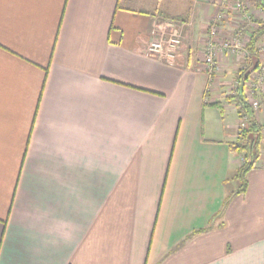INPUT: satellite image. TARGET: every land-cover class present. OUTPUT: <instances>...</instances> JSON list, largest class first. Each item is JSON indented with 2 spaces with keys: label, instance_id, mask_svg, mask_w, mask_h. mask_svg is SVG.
I'll list each match as a JSON object with an SVG mask.
<instances>
[{
  "label": "crops",
  "instance_id": "1",
  "mask_svg": "<svg viewBox=\"0 0 264 264\" xmlns=\"http://www.w3.org/2000/svg\"><path fill=\"white\" fill-rule=\"evenodd\" d=\"M237 1L0 0V264H264L234 150L264 0ZM176 32V64L147 53Z\"/></svg>",
  "mask_w": 264,
  "mask_h": 264
},
{
  "label": "built area",
  "instance_id": "2",
  "mask_svg": "<svg viewBox=\"0 0 264 264\" xmlns=\"http://www.w3.org/2000/svg\"><path fill=\"white\" fill-rule=\"evenodd\" d=\"M245 8V3L238 0L235 5V9L238 12H242ZM224 13L220 12L216 18L215 22L222 21ZM259 20L255 18H250L251 23L255 29H258L261 26L260 22H264V9H261L258 16ZM211 32L214 35L218 33L216 26H213ZM258 43V42H257ZM256 43V50L261 56V64L257 72L253 73L251 77L245 81L244 84V96L247 99L250 107L254 112L255 119L261 124L262 130V143L260 146V156L256 163V166L264 169V42L262 44ZM183 45L182 38L179 33L165 34L161 38H157L152 41L147 47V53L151 56H155L160 60H163L170 64H176L179 56V51ZM244 45L242 43V33L238 34L235 38L231 40H226L221 44L217 45L211 41L208 45L207 54H206V65L209 74H214L217 66L216 57L219 53L226 52L227 54L242 57L247 55L244 51ZM236 93H234L235 95ZM240 121L238 125V135L248 126V118L246 116H239ZM241 162H244L243 156H240Z\"/></svg>",
  "mask_w": 264,
  "mask_h": 264
},
{
  "label": "trees",
  "instance_id": "3",
  "mask_svg": "<svg viewBox=\"0 0 264 264\" xmlns=\"http://www.w3.org/2000/svg\"><path fill=\"white\" fill-rule=\"evenodd\" d=\"M188 17V16H187ZM186 17L174 18V21L181 22L184 21ZM261 26L257 29L255 34L252 36L251 40V51H253L254 46L260 40L262 36H264V22H260ZM252 74L247 75L246 77H240V79L244 78V81L248 80ZM238 107V114L241 117L246 116L248 118V126L238 135V141L234 146V150L244 158V162L242 166L239 168V172L237 174V178L240 182L243 183L244 188L243 191L247 188V175L248 173L255 167L259 156H260V146L262 143V126L255 119L254 112L250 107L247 99L244 94H240L239 96H235Z\"/></svg>",
  "mask_w": 264,
  "mask_h": 264
},
{
  "label": "rangeland",
  "instance_id": "4",
  "mask_svg": "<svg viewBox=\"0 0 264 264\" xmlns=\"http://www.w3.org/2000/svg\"><path fill=\"white\" fill-rule=\"evenodd\" d=\"M242 39H243V36H242ZM244 43V42H243ZM245 44V43H244ZM225 57L227 58V59H230V58H232L233 56L232 55H230V54H226L225 55ZM236 58V57H235ZM237 58H244V57H237ZM233 59V58H232ZM260 67V66H259ZM235 81V79L230 83V84H232L233 82ZM237 85V84H236ZM236 85L234 84V88H237L236 87ZM232 93V92H231ZM234 94V93H233ZM235 96V95H234Z\"/></svg>",
  "mask_w": 264,
  "mask_h": 264
}]
</instances>
